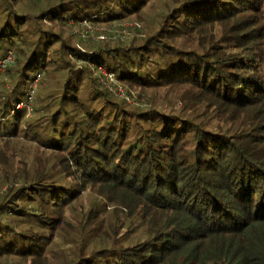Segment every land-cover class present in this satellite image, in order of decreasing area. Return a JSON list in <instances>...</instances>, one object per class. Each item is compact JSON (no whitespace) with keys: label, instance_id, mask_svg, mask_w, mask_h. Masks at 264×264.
<instances>
[{"label":"trees","instance_id":"obj_1","mask_svg":"<svg viewBox=\"0 0 264 264\" xmlns=\"http://www.w3.org/2000/svg\"><path fill=\"white\" fill-rule=\"evenodd\" d=\"M25 1L0 0V264H264V0L165 3L85 50L70 29L154 0Z\"/></svg>","mask_w":264,"mask_h":264},{"label":"rangeland","instance_id":"obj_2","mask_svg":"<svg viewBox=\"0 0 264 264\" xmlns=\"http://www.w3.org/2000/svg\"><path fill=\"white\" fill-rule=\"evenodd\" d=\"M176 0H154L153 4L147 9V11L144 13V19L141 20H123L111 24H104V25H98L97 27H89L83 25V28H76L75 30H69L68 36L69 39L72 40L71 44L73 46H79L82 48V50H85L86 47L84 46V43H81L79 41V38H84L86 40V43L88 44H95L104 42L103 45H111L112 43L121 42L124 44H128L132 41L139 42L140 40H143L142 37L147 36L148 33L151 32L153 27L155 26L154 20L156 19V16L158 13L163 11L165 3L170 6L175 3ZM25 4H30V2L27 0L25 1ZM264 9V3L260 5L259 9H253L252 15L253 16H259L260 24L263 27V33H264V20L260 17V12ZM264 36V35H263ZM79 37V38H78ZM101 37H104L103 40H101ZM2 56V53H0V57ZM261 64H262V74L264 75V41L262 43L261 48ZM37 79V78H36ZM7 83V71L5 74L0 77V90H3V85ZM35 85V84H34ZM115 85V84H114ZM119 87V86H118ZM34 86H32V89ZM120 91L124 92L125 90L120 87ZM137 100L139 101L138 97ZM141 101L137 102V106L135 107H141L142 109L146 108L149 109V105L141 104ZM30 118L31 117H27ZM20 159H23V156H19ZM17 157V158H19ZM20 180V179H19ZM20 180V184H21ZM85 201V206L89 205L91 202V198H93L89 194H84L82 196ZM86 208V207H85ZM6 264V263H5Z\"/></svg>","mask_w":264,"mask_h":264},{"label":"built area","instance_id":"obj_3","mask_svg":"<svg viewBox=\"0 0 264 264\" xmlns=\"http://www.w3.org/2000/svg\"><path fill=\"white\" fill-rule=\"evenodd\" d=\"M104 37H101V40H103ZM16 60V57L13 52H7L5 55L0 57V77H2L5 72L10 68ZM105 80L108 85H114V79L112 75L103 73ZM119 95L122 96L123 92L120 91V89L117 90ZM34 94V91L32 90L30 93V98L28 99V105L27 108L30 110V104L32 102V96ZM24 105L20 104L17 106V109L23 108Z\"/></svg>","mask_w":264,"mask_h":264}]
</instances>
